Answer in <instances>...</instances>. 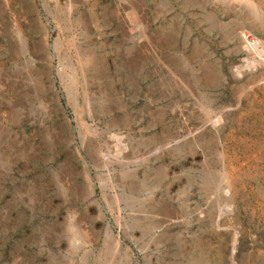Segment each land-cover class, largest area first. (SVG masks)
<instances>
[{"label":"rangeland","instance_id":"374dc122","mask_svg":"<svg viewBox=\"0 0 264 264\" xmlns=\"http://www.w3.org/2000/svg\"><path fill=\"white\" fill-rule=\"evenodd\" d=\"M0 0V264H264V0Z\"/></svg>","mask_w":264,"mask_h":264},{"label":"built area","instance_id":"2783aa9c","mask_svg":"<svg viewBox=\"0 0 264 264\" xmlns=\"http://www.w3.org/2000/svg\"><path fill=\"white\" fill-rule=\"evenodd\" d=\"M241 38L243 44L250 49L255 57L258 58L264 65V43H262L255 36L251 35L249 32L243 31L241 33Z\"/></svg>","mask_w":264,"mask_h":264},{"label":"bare ground","instance_id":"6f19581e","mask_svg":"<svg viewBox=\"0 0 264 264\" xmlns=\"http://www.w3.org/2000/svg\"><path fill=\"white\" fill-rule=\"evenodd\" d=\"M239 1V0H238ZM243 1L244 3L248 4L250 1L249 0H240Z\"/></svg>","mask_w":264,"mask_h":264}]
</instances>
